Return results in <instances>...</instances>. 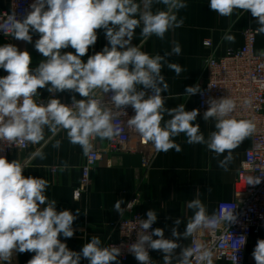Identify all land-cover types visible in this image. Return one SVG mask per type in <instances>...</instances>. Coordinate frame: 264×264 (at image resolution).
<instances>
[{
  "label": "clouds",
  "instance_id": "obj_1",
  "mask_svg": "<svg viewBox=\"0 0 264 264\" xmlns=\"http://www.w3.org/2000/svg\"><path fill=\"white\" fill-rule=\"evenodd\" d=\"M154 5L164 8L154 11ZM187 6L185 0H33L22 19H17L15 11L6 14V19H0V31L27 43L38 34L34 48L43 59L33 68L29 51L13 44L0 46V69L7 73L0 77V142L10 146L39 144L45 139L46 128L54 135L62 130L68 142L88 156L97 138L113 141L126 126L158 153L181 152L175 138L183 134L187 144L204 145L215 157L222 156L218 166L227 170L233 150L254 133L256 125L234 116L236 104L231 98L209 99L202 119L214 121V130L205 137L196 123L199 109L188 111L185 104L168 108L169 97L162 95L169 89L162 69L166 66L177 76L184 71L168 60L181 54L180 44L163 55H150L133 44L137 29L144 40L152 36L163 40L170 30L182 27L184 21L178 13ZM208 7L228 18L237 12H250L257 24L255 33L264 35V0H209ZM98 30H103L107 44L87 55L97 43ZM222 39L234 43L236 38L226 32ZM68 48L74 51H63ZM259 55L264 56V49ZM45 88L53 94L72 92L71 104L59 98L38 101V90ZM97 91L110 97V106L96 98ZM198 92L199 85L187 86L184 91L189 97ZM129 106L134 115L125 126L114 123ZM60 145L57 140L53 147ZM36 155L45 158L43 153ZM67 168L65 162L62 170ZM24 170L25 165L18 160L0 156V264H11L14 253L26 252L33 253L27 264H81L82 259L88 264H120L121 248L103 246L98 236H92L80 251L69 249L60 237L67 240L74 236L79 209L75 213L70 209L58 211L57 201L46 195L48 182L25 176ZM262 179L264 175H249L247 185H258ZM124 203L119 199L113 206L121 217L126 211ZM133 203H128L127 209L133 208ZM187 207L193 216L182 233L178 231L182 220L175 218L171 238H165L163 228H153L158 220L155 210L149 209L146 218H138L136 240L128 245V252L139 264H153L149 250L163 254L162 264H173L174 260L176 264H213L211 250L195 255L179 240L205 224L234 223L236 215L233 209H224L209 216L198 198L189 201ZM240 239L243 245L245 238ZM252 256L255 264H264V239L257 240Z\"/></svg>",
  "mask_w": 264,
  "mask_h": 264
},
{
  "label": "crops",
  "instance_id": "obj_2",
  "mask_svg": "<svg viewBox=\"0 0 264 264\" xmlns=\"http://www.w3.org/2000/svg\"><path fill=\"white\" fill-rule=\"evenodd\" d=\"M187 7L180 10L178 17L183 18L180 28L170 30L165 38L152 36L144 40L140 36V30H136L133 44L150 55L171 52L174 44L179 43L182 52L179 56L172 55L169 62L179 64L184 71L179 76L166 66L162 74L169 85L168 93H162L169 98L166 107L173 108L178 104H185L186 110L199 109L200 115L196 123L200 124L205 137L214 130V121L205 122L200 112L198 93L189 97L184 91L187 86L199 85L203 88L208 78L206 57L211 48L204 42L210 39L213 42L212 49L216 55L221 56L231 48H240L244 45V31L248 27L255 28L257 24L250 12H237L231 18L221 17L208 7L209 0H185ZM12 0H0V10H9ZM163 5H154L153 10L163 9ZM226 32L235 36V42L229 43L222 37ZM38 34H33V42L27 43L13 38V45L20 50H27L32 55V67L35 68L43 59L42 55L34 48V42ZM0 37V46L4 45ZM107 44L103 30H98L97 43L90 48L87 55L102 50ZM255 47L258 51L264 49V35H257ZM63 51H74L71 48ZM87 55L83 58L85 61ZM7 73L0 69V77ZM39 93L46 95L47 88L39 89ZM55 98L61 101L71 102L73 95L70 91L55 93ZM77 99H82L75 94ZM165 119H168L165 116ZM61 141L60 147H53L55 142ZM175 142L181 145L182 151L177 153L170 150L167 153L157 152L152 166L146 171L142 166V156L139 152L116 153L108 149V140L96 139L97 147L102 149L103 157L96 169L92 172V183L88 191L80 199L73 196V188L81 177L80 166L85 162L86 156L78 145L68 142L66 133L59 131L55 135L45 129V139L37 145H31L27 150H14L8 160H18L22 164L27 160L30 163L25 167V176L44 178L49 187L46 195L49 199L57 201V210L70 209L75 213L79 209L80 216L74 222L76 229L72 238L65 240L69 249L80 251L83 244L90 241L92 236H98L102 245L107 242L117 241L118 234L112 229V223L121 216L113 210L115 202L119 199L125 201L123 208L130 203L136 193L141 194V203L137 210L146 213L153 209L158 214L157 226L165 230V238H171V226L175 218H180L182 223L178 231L185 230V224L193 216V210L187 207V203L193 199H200L207 209V214H216L217 204L222 200H233L236 196L235 182L238 171L245 157V150L251 145L252 136L246 138L232 152V160L227 170L218 166V161L223 157H215L204 145H189L186 137L181 134L175 138ZM36 153H43L41 159ZM68 168L62 170L64 163ZM87 214V216H85ZM171 217V219H168ZM155 238V237H154ZM258 239H264V231L253 234L247 245L245 264H255L252 252ZM182 247H189L191 236L181 238ZM180 249L176 250L179 253ZM33 253H14L11 264H27ZM154 264H162L163 254L153 251ZM81 264H88L82 259ZM121 264V263H120ZM123 264H136L134 258H129ZM173 264H176L175 260ZM213 264H229L225 261L213 260Z\"/></svg>",
  "mask_w": 264,
  "mask_h": 264
},
{
  "label": "built area",
  "instance_id": "obj_3",
  "mask_svg": "<svg viewBox=\"0 0 264 264\" xmlns=\"http://www.w3.org/2000/svg\"><path fill=\"white\" fill-rule=\"evenodd\" d=\"M33 0H12L9 10H0V19H6V14L15 11L17 19H22L29 5ZM255 28L248 27L244 31L245 42L240 48H231L224 55L218 56L212 49L213 42L205 40L204 44L211 48L206 57V67L208 78L205 86L201 88L199 95L200 112L204 113L208 108L209 99H220L222 97L231 98L236 109L234 116L237 119H249L256 125L252 136L251 145L245 150V157L238 171L235 182L236 196L233 200H222L217 204L216 214H221L224 209H233L236 215L234 223L213 225H202L191 235L190 248L195 255L202 250H211L214 260L225 261L229 264H245L247 245L253 234L264 231V179L258 185H247L249 175H264V56H260L256 47L257 34ZM0 37L5 44H13V38L6 37L0 31ZM55 98L53 93L43 95L40 98L47 103L48 99ZM96 98L110 106V97L97 91ZM71 104L68 101H61ZM126 113L118 117L114 123L125 126V121L134 115L133 109L129 106ZM94 150L86 156L85 162L80 166L81 177L78 184L73 188V196L80 199L88 191L92 183V172L96 169L103 157L102 149L97 147L95 141ZM31 145L20 144L7 145L0 142V156L9 155L16 149L27 150ZM108 149L116 153L139 152L142 156V166L146 171L152 166L157 152L151 143H142L140 137L127 130L115 140L108 141ZM30 163L27 160L23 164L25 167ZM133 208L127 209L124 215L113 222L112 229L118 234L117 241H111L104 246L116 245L121 248L120 263H125L129 258H134L128 252V245L134 243L139 225L138 218H146L145 213L137 210L141 203V194L136 193L132 200ZM157 222L153 224L156 228ZM241 237L245 238L242 245ZM154 264L153 251L149 250ZM135 259V258H134ZM7 264V262H6ZM136 264H139L136 261Z\"/></svg>",
  "mask_w": 264,
  "mask_h": 264
}]
</instances>
